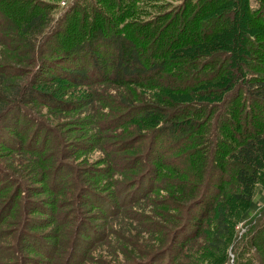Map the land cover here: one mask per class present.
<instances>
[{
	"label": "rangeland",
	"instance_id": "obj_1",
	"mask_svg": "<svg viewBox=\"0 0 264 264\" xmlns=\"http://www.w3.org/2000/svg\"><path fill=\"white\" fill-rule=\"evenodd\" d=\"M188 1L194 0H79L76 6L81 12H73L69 16L63 14L76 0H8L7 4L0 8L15 7L21 10L20 13L15 11L13 18L17 21L27 20L39 12H44L48 17L49 24L39 37L33 53L34 59L40 61L51 59L52 55L65 45L74 42L76 37H66L64 34L72 31L75 24H83L84 19L89 23L98 22L110 29L137 22L156 25L158 20L165 24L188 4ZM228 1L230 0H217L215 4L222 6ZM239 1L240 7H236L240 15L231 13V17L220 25L232 29L235 24L240 31L258 34L261 30L258 27L264 28V23L251 18L248 0ZM39 2L52 6H41ZM250 2L252 7L256 6V0ZM233 7L229 10L233 11ZM117 11L122 15L120 21L113 20ZM57 28L66 31L60 33ZM68 29L70 30L67 31ZM52 32H56L50 38V41L57 43L55 46L47 43L46 39ZM18 51L15 54L13 51H3L0 47V64L13 63L30 68L26 79L28 82L32 79L37 81L34 87L38 91L57 100L79 103V107L73 111H62L44 104L26 105L19 128L7 133L15 140V144L0 145V264H72L71 261L73 264H134L141 260L147 261L148 264H160L161 261L165 264L169 258L175 262H182L187 258L188 264H237L242 259L252 257L248 242L253 231L250 234L248 232L250 228L254 229L257 222L254 221L251 225L240 223L246 207L233 198L234 186L226 179L222 187L214 186L210 190V206L206 205V208L202 209H209L207 217L203 221L195 219L192 222L193 229L185 235L188 237L195 234L194 237L178 244L172 251L174 253L164 256L160 262H154L155 258L149 259L150 255L160 253L159 250L167 246L165 236L173 231L176 222L174 218L179 216L175 204L184 205L185 209L186 203L193 201L199 192L194 195L188 193L185 184L168 187L164 183L166 189L162 190L160 184L164 169H160L154 161L148 159L150 163L146 169L150 167L158 171L155 181L154 175L152 176L156 191L146 194L145 189L137 197L132 195L136 189L133 182L141 173L132 170L130 162L146 158L155 143H150L146 138L135 144L134 138L139 133L131 132L138 128L140 134L149 135V129L144 128H148L153 122L142 114L135 115L133 111L121 109L119 102L124 97H133L131 94L134 92L140 98L143 93L131 85L103 83L79 88L69 86L59 78L34 77L40 64L23 63L24 58H21L22 54H18ZM30 58L27 57L26 60ZM210 81L203 85L205 89ZM198 92L201 93V89L196 91ZM192 95L191 92L176 91L170 96L173 100L187 104L196 102ZM200 100L203 104L209 103L208 99ZM155 103L161 105L158 101ZM211 103L215 104L212 101ZM216 104L220 105L216 106L211 120L216 114L225 113L236 122V131L240 133L242 121L248 118L247 114L243 115L244 107L239 106L237 109L235 103ZM140 111L141 109H138L136 112ZM208 112L206 104L195 119H200ZM125 114H130V119L136 121L132 127L129 128L127 117L124 119V125L111 127L113 119ZM262 114L264 111H261ZM235 115H242V119ZM194 116L195 114L188 113L177 117L176 120L182 121ZM199 122L200 125L205 124L202 130L196 133L200 139L193 143L195 150L186 152L190 153V158L196 160L192 165L202 172L204 169H213L216 164L222 162L223 157L227 158L228 154L217 145L216 139H209L207 133L212 122L208 121V117ZM215 128L217 129V126ZM217 133L219 131L214 132V135ZM223 134L225 138L229 136L227 133ZM169 148L168 140L158 144L157 149L162 154V160L177 159L182 163V158L178 159L177 156L180 151ZM110 160L118 166L112 175L103 172L108 170L107 164L111 163ZM143 166L142 163L138 166L142 173L146 170ZM168 169L171 171L172 168ZM55 178L58 183L53 186ZM129 184L132 185L131 189L127 187ZM262 185L264 186V177ZM91 192L118 207L117 211L107 213L101 203L93 201L96 197L91 195ZM30 201L38 203L42 209H29L27 204ZM172 202H175L174 205ZM220 207H227L233 216L234 235L221 254L211 256L206 254L203 247L206 237L214 228L216 212ZM38 220L40 222H35ZM153 227L155 229H152ZM62 230L63 235L68 234L69 238L66 235L58 240ZM90 232L99 239H93L89 235ZM27 233L35 236L39 242L51 245L54 253L48 256L35 249L29 243L30 240L24 239ZM80 240L86 244L80 246Z\"/></svg>",
	"mask_w": 264,
	"mask_h": 264
},
{
	"label": "trees",
	"instance_id": "obj_2",
	"mask_svg": "<svg viewBox=\"0 0 264 264\" xmlns=\"http://www.w3.org/2000/svg\"><path fill=\"white\" fill-rule=\"evenodd\" d=\"M78 1L76 0V3L63 15L80 13L81 10H77L76 6ZM216 1H188V4L165 24L158 20L155 22L156 25L137 22L123 24L125 26L122 28L119 26L110 29L101 26L98 22L89 23L84 19L83 24H75L72 31L68 29L70 33L57 28V32H65L66 37L69 35L76 39L53 54L51 59L40 61L34 59L33 53H35L39 37L49 24L48 17L44 12H39L27 20L17 21L13 17L21 10L15 7L13 9L4 7V10L0 8V47L3 51H13L15 54L22 49L18 51V54H22L23 63L28 65L39 63V69L35 71L34 77L59 78L67 85L79 88L103 83L131 85L143 93L140 98L134 92L131 94L133 97H124L119 102L121 109L133 111L135 115L142 114L153 122L151 125L148 124V128H144L149 129L151 132L149 135L140 134L138 128L131 132L139 133L134 138L135 144L146 138L150 143H155L146 158L130 162L132 170L144 173L140 174L141 176L138 175L133 182L136 189L132 195L137 197L145 189L146 194L156 191L154 181L158 171L150 167L146 169L150 163L148 159L151 162L154 161L160 169H164L160 184L162 190L166 189L164 183L168 187L185 184L188 193L194 195L195 192H199L193 201L186 203L185 209L184 205L176 206L175 204L179 216L173 219L176 221L173 231L165 236L167 246L160 249V253L150 255L149 259L155 258L154 262H160L164 256L174 253L172 251L178 244L194 237L195 234L188 237L185 235L193 229L192 222L195 219L203 221L207 217L209 209L206 211L202 209L206 208V205L210 206L208 198L210 190L214 186L222 187L227 179L234 186L233 198L246 207L240 223L251 225L254 221L257 222L253 230L250 228L249 232L247 231L249 234L253 231L248 242L252 257L242 259L237 264H264V186L262 185L264 114L261 115V111H264V28L258 27L261 29L258 34H250L246 30L240 31L235 24L232 29L225 28L220 23L228 20L231 13L240 15L236 7V5L240 7V1L230 0L222 6H217ZM7 2L8 0H0V6L6 5ZM39 3L45 7L52 6L43 2ZM247 3L249 7L251 6L249 8L251 18L264 23V2L256 0L255 7H252L250 0ZM230 7H233V11L229 10ZM121 19L122 15L120 11H117L113 20ZM74 20L77 19L74 18ZM60 21L61 19L57 23ZM54 34L56 32H52L46 39L47 43L55 46L57 43L50 41ZM27 57L31 58L26 60ZM29 69L13 63L0 64V145L15 144V140L7 133L19 128L26 105L44 104L57 107L62 111H73L79 107V103L57 100L49 94L38 91L34 87L38 82H34L33 79L28 82L26 79ZM209 80L211 81L208 83V88L205 89L203 85ZM198 89H201V93H196ZM176 91L191 92L196 102L186 104L173 100L170 95ZM200 99H208L209 103L206 102V104L209 112L200 119H195L206 105ZM156 101L161 105L156 104ZM218 102L222 105L235 103L237 109L239 106L244 107L243 115L247 114L248 118L242 121L240 133L236 131L238 130L236 122L225 113L216 114L211 120L216 106L220 105L216 104ZM138 109L141 111L136 112ZM188 113H193L195 116L182 121L176 120L177 117ZM235 116H240L242 119V115ZM126 117L129 118V128L132 127L136 121L133 118L130 119V114L113 119L111 127L124 125ZM206 117L212 122L207 133L209 139L210 137L216 139L217 145L223 148L228 156L223 157L222 162L216 164L212 171L204 169L200 172L198 167L192 165L196 160L190 158V153L186 151L195 150L193 143L196 139H200L196 133L205 125H200L199 121ZM216 131L219 133L214 135ZM223 133L229 136L225 138ZM166 140L170 148L180 151L177 156L178 159L182 158V163H179L177 159L162 160V154L158 152L157 146ZM110 161L111 163L107 164L108 170L103 171L108 175H112L114 169L118 167L114 165L113 160ZM141 163L146 169L143 173L141 169H138ZM168 167L172 168L171 171ZM57 183L55 178L52 184L56 186ZM129 185L127 187L131 189L132 185ZM90 194L96 197L93 201L101 203L107 213L117 211L118 207L92 192ZM174 203L172 202L173 205ZM27 207L42 209L34 201L28 202ZM216 217L214 228L206 237L203 247L206 254L211 256L221 254L234 235L233 216L227 207L226 209L220 207ZM89 230L93 229L89 228ZM66 235L69 238L68 234ZM66 235H63L62 230L57 239L65 238ZM89 235L93 239H99L91 232ZM24 239L30 240L29 243L44 255L50 256L54 253L51 245L39 242L31 234L27 233ZM84 244H86L84 241H79L80 246ZM186 259L175 262L174 259L169 258L165 264H188ZM71 263L74 262L71 261ZM134 264H148V262L141 260Z\"/></svg>",
	"mask_w": 264,
	"mask_h": 264
}]
</instances>
